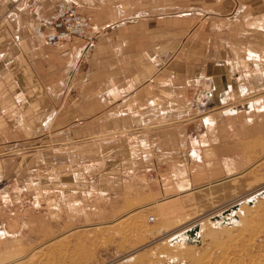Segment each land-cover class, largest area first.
Masks as SVG:
<instances>
[{
	"label": "crops",
	"instance_id": "0c3cea01",
	"mask_svg": "<svg viewBox=\"0 0 264 264\" xmlns=\"http://www.w3.org/2000/svg\"><path fill=\"white\" fill-rule=\"evenodd\" d=\"M29 1L0 0V158L50 149L57 163L147 132L178 194L243 174L264 141V0H70L95 30L87 64L85 40L36 29L66 0Z\"/></svg>",
	"mask_w": 264,
	"mask_h": 264
},
{
	"label": "rangeland",
	"instance_id": "374dc122",
	"mask_svg": "<svg viewBox=\"0 0 264 264\" xmlns=\"http://www.w3.org/2000/svg\"><path fill=\"white\" fill-rule=\"evenodd\" d=\"M146 134L111 138L113 147L110 140L85 143L57 163L50 149L2 156L0 231L10 235L0 236V264H194L192 257L209 255L214 264L225 246L245 245L247 237L255 238L254 252H264V141L238 165L243 174L221 173L215 183L178 194L161 168L159 140ZM238 204L235 227L213 223ZM202 222L197 242L175 239Z\"/></svg>",
	"mask_w": 264,
	"mask_h": 264
},
{
	"label": "bare ground",
	"instance_id": "6f19581e",
	"mask_svg": "<svg viewBox=\"0 0 264 264\" xmlns=\"http://www.w3.org/2000/svg\"><path fill=\"white\" fill-rule=\"evenodd\" d=\"M215 91L212 92V94H214ZM211 94V95H212ZM213 96V95H212ZM213 109H215V107H213ZM213 109H211V111H213ZM210 111V112H211ZM233 163V162H232ZM229 167L230 164H229ZM230 172V170H229ZM190 184V183H189ZM190 186H188L187 184V188H189ZM201 192H205V190L201 191ZM247 202H251V201H248L246 200ZM243 204V203H242ZM245 205V203H244ZM238 206H240L238 208ZM243 210V208L241 207L240 204L238 205H234L232 208H230L229 210H226V211H223L221 212L220 214H217L215 217H213L214 219V224L216 225L217 223L216 222H219L220 224H227L228 228H231V227H235L236 225H234V223L236 222V212L239 211V210ZM240 210V211H241ZM252 212V210H251ZM245 213V212H244ZM239 214V213H238ZM243 214V213H242ZM241 215V214H240ZM244 215V214H243ZM250 216L252 215H249L248 217L251 218ZM247 218L246 222L247 224L250 222L251 219ZM235 219V220H234ZM241 219V218H240ZM233 221V222H232ZM245 223V221H244ZM252 224V223H251ZM241 225V224H240ZM201 226V227H200ZM206 226V225H205ZM194 228H197L194 233L191 232V230H193ZM114 229V228H113ZM203 231H204V225H203V222L200 223V225H196L194 227H192L191 229L189 228V230H187V232H184L178 236L175 237L176 240L178 241H183L185 243H195L198 241V238L199 237H202V234H203ZM215 231V230H214ZM213 232V231H212ZM241 233V232H240ZM252 233V232H250ZM249 233V235H250ZM257 233V232H256ZM214 234V233H213ZM254 235V233H252ZM8 231H4L3 232L1 231L0 232V236H3V237H6L8 236ZM212 235V234H211ZM241 235V234H238V236ZM252 235V236H253ZM237 236V235H236ZM250 236V237H252ZM241 237V236H239ZM245 237V236H244ZM255 237V236H254ZM236 238V237H235ZM238 238V237H237ZM243 238V237H242ZM248 240L246 241V244L245 245H240L239 246V243L235 242L236 244L232 243L231 245L234 246L232 247V251H228L227 248H229L230 246L226 247L225 246V249L226 250H222V257L221 259H217V263H214V264H264V252H254V249H255V238H249L247 237ZM218 240V239H217ZM235 240V239H234ZM243 240V239H242ZM231 242V241H230ZM179 244V242H178ZM177 244V245H178ZM182 246V245H181ZM183 247H185V245L183 244ZM182 247V248H183ZM185 249V248H184ZM215 249V248H214ZM223 249V248H222ZM187 250V254L190 253L191 251V248L189 247ZM212 252V251H211ZM191 254V253H190ZM189 254V255H190ZM204 254V253H203ZM205 255V254H204ZM207 255V254H206ZM32 256V255H31ZM191 256V255H190ZM193 256V255H192ZM212 255H209V256H203L202 258L200 259H197L195 257H192V259L194 260V264H211V261H212V258L210 257ZM35 258V257H33ZM16 259V258H15ZM36 261L38 259H35ZM33 261V259H32ZM35 261V262H36ZM39 261V260H38ZM37 261V262H38ZM31 262V259L30 258H27V260L23 261V260H15V261H11L7 259L6 262H4V264H29ZM212 264H213V261H212Z\"/></svg>",
	"mask_w": 264,
	"mask_h": 264
},
{
	"label": "built area",
	"instance_id": "2783aa9c",
	"mask_svg": "<svg viewBox=\"0 0 264 264\" xmlns=\"http://www.w3.org/2000/svg\"><path fill=\"white\" fill-rule=\"evenodd\" d=\"M16 1L19 2L20 0ZM39 2L40 0H30L27 8L32 11ZM47 23L53 26L52 31L45 32L40 26L37 32L46 40L48 45H59L65 43V41L83 39L86 42L84 58L90 57V52L96 41L95 30L89 18L81 13L72 1L66 0L62 7L51 12ZM151 179H154L153 176H151Z\"/></svg>",
	"mask_w": 264,
	"mask_h": 264
},
{
	"label": "water",
	"instance_id": "95a60500",
	"mask_svg": "<svg viewBox=\"0 0 264 264\" xmlns=\"http://www.w3.org/2000/svg\"><path fill=\"white\" fill-rule=\"evenodd\" d=\"M197 228H194L193 230H191L192 233H194V231L196 230Z\"/></svg>",
	"mask_w": 264,
	"mask_h": 264
}]
</instances>
